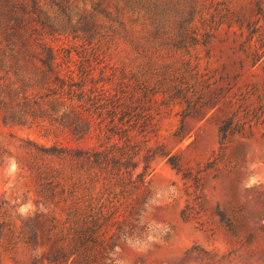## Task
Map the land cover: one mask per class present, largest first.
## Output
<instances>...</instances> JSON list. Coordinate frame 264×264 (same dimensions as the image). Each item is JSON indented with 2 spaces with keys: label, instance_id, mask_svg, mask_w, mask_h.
<instances>
[{
  "label": "rangeland",
  "instance_id": "1",
  "mask_svg": "<svg viewBox=\"0 0 264 264\" xmlns=\"http://www.w3.org/2000/svg\"><path fill=\"white\" fill-rule=\"evenodd\" d=\"M22 1L28 11V14L19 12L17 15L23 21V38L31 36V26L36 27L38 34L36 32L30 41L51 47L64 62L66 71L76 67L77 52L84 48L96 76L102 71L103 75L113 77L114 82L127 81L132 76L153 82L155 72L164 65H179L180 59L189 58L157 52L149 46L132 45L130 39L147 33V26L142 14L134 13L126 0H35L36 15L29 12L33 9L32 0ZM98 1L111 11L116 10V4L124 9L128 41L120 36H108L86 44L79 29L84 18L93 17L105 25L111 23L97 10ZM35 16L45 26L31 22ZM0 33V40L5 41V33ZM240 41L238 36L222 29L209 46V53L205 47L192 53V62L199 64L200 71L206 73L205 78L211 77L210 82L218 81L224 91L215 107L205 114L187 118L182 136L175 135L181 124L182 106L163 104L162 95L155 96L158 131L156 135L138 138V148L142 155L149 147L163 146L178 156L181 171L166 157L157 155L151 161L144 183L130 195L120 194L115 181H106L102 176L100 180L86 182L90 195L99 205L115 210L99 231L105 238L113 236L110 241L117 243L114 256L118 264H264L262 127L254 124L244 136H230L224 143V157L218 155L221 121L233 112L242 116L264 105V61L251 65L238 51ZM12 83H16L13 75L0 69V99L7 98L9 102L3 92L8 90L17 97L18 84L8 87ZM251 93V97L243 99ZM43 104L45 107L53 105L58 114L68 109L57 97H47ZM1 106L0 223L5 222L6 227L0 238V264H32L36 255L38 264H51L42 259L51 249L48 242L41 243L35 250L17 239L9 242L5 235L8 227L17 235L23 220L43 207L41 203L37 205L41 194L35 167L50 166L71 175L70 159L42 154L38 148L93 149L111 142L96 131L79 138L49 118L33 123L4 121ZM50 117L56 115L50 111ZM143 165L141 160L133 178ZM75 180L76 177L72 181ZM219 210L241 225L237 233L221 221ZM55 213L59 220L66 217L61 206L55 207Z\"/></svg>",
  "mask_w": 264,
  "mask_h": 264
},
{
  "label": "trees",
  "instance_id": "2",
  "mask_svg": "<svg viewBox=\"0 0 264 264\" xmlns=\"http://www.w3.org/2000/svg\"><path fill=\"white\" fill-rule=\"evenodd\" d=\"M32 2L33 9L29 12L36 15L38 4L35 0ZM126 2L134 13L142 14L147 26V33L130 39L132 45L136 48L149 46L172 56H189L188 59H180L179 65L166 64L157 70L153 82L135 76L127 81L114 82L113 77L103 75L102 71L96 76L85 48L77 52L79 60L75 63L76 67L66 71L64 62L51 47L30 41L37 32L36 27L31 26V36L23 38V21L17 15L19 12L28 14L25 3L22 0H0V32L3 31L6 36L5 41L0 40V69L16 79V83L5 86L18 84L19 89L16 98L9 90L3 91L9 99V102L7 98L0 99L4 121L33 123L49 118L79 138L96 131L111 142L93 149L38 148L42 154L70 159L71 175L50 166L35 167L41 194L37 205L41 203L43 207L23 220L17 235L10 227L5 235L9 242L17 239L35 250L41 243L48 242L51 249L42 259L51 264H118L114 256L117 243L110 241L113 236L105 238L99 231L115 210L98 204L85 185L87 181L100 180L102 176L106 181H115V185L120 187V194L130 195L144 183L151 161L157 155L166 157L179 171L183 169L178 156L166 151L163 146L149 147L141 155L136 140L156 135L158 131V112L154 106L158 93L163 97V104L182 106L181 124L175 132L176 136H182L189 116L205 114L220 101L223 87L218 85V81L210 82L211 77L205 78L206 73L200 71L199 64L192 62L194 51L205 47L209 53V46L225 29L241 39L238 51L251 65L264 61V0ZM56 5L62 8L60 4ZM102 5L103 2L98 1L97 10L111 23L105 25L93 17L84 18L79 28L83 40L88 45L95 39L108 36H120L127 40L129 30L123 20L124 9L116 4V10L111 11ZM31 22L43 25L36 16ZM33 46H36L35 50ZM47 97L61 99L68 109L58 114L53 105L45 107L43 101ZM50 111L56 117H50ZM254 124L260 125L264 134L263 104L242 116L233 112L225 117L219 125V157H224V143L230 136H244ZM141 160L143 169L133 178ZM75 177L76 180L72 181ZM82 180L86 181L80 185ZM58 206L66 213L63 220L56 216L55 207ZM218 214L229 230L233 233L239 231L241 225L235 220L221 210ZM5 227V222L0 223V238ZM38 262L36 255L32 264Z\"/></svg>",
  "mask_w": 264,
  "mask_h": 264
}]
</instances>
